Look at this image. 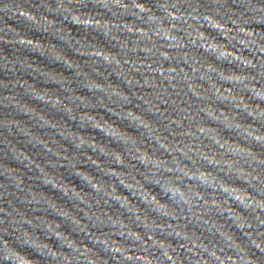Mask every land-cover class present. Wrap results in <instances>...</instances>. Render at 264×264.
Returning <instances> with one entry per match:
<instances>
[{
  "label": "water",
  "instance_id": "obj_1",
  "mask_svg": "<svg viewBox=\"0 0 264 264\" xmlns=\"http://www.w3.org/2000/svg\"><path fill=\"white\" fill-rule=\"evenodd\" d=\"M0 264H264V0H0Z\"/></svg>",
  "mask_w": 264,
  "mask_h": 264
}]
</instances>
